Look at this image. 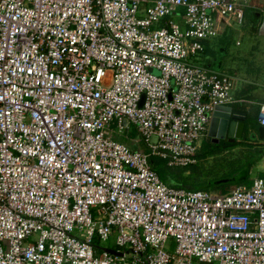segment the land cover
<instances>
[{"label": "built area", "instance_id": "2783aa9c", "mask_svg": "<svg viewBox=\"0 0 264 264\" xmlns=\"http://www.w3.org/2000/svg\"><path fill=\"white\" fill-rule=\"evenodd\" d=\"M247 7L0 0V264H264V177L187 190L152 162L195 165L216 107L243 102L193 58ZM132 128L144 151L117 140Z\"/></svg>", "mask_w": 264, "mask_h": 264}, {"label": "crops", "instance_id": "0c3cea01", "mask_svg": "<svg viewBox=\"0 0 264 264\" xmlns=\"http://www.w3.org/2000/svg\"><path fill=\"white\" fill-rule=\"evenodd\" d=\"M245 20L244 29L236 31L235 48L232 47L233 29L228 28L223 31L215 46H212V43L206 44L203 57V66L207 69L224 72L237 80L233 95L243 102L231 107L247 112L249 125L245 137L232 145L235 150L243 147L244 143L264 147V141L260 139L258 131L261 127L258 120L259 111L264 105V0H249V7L245 11ZM132 131L134 130L126 134L128 141ZM251 136L256 138L253 139ZM223 141L232 144L227 139L217 143L216 139L210 137L209 127L207 135L199 142L200 150L202 151L206 142L216 145ZM129 143L133 150L144 151V148L140 147L141 141L137 134L132 137V141ZM259 163L260 165L255 167L258 170L256 169L254 178L264 177V156L259 160ZM197 165L196 163L193 166ZM186 174L190 173L186 172ZM200 188L202 187L193 189L201 190Z\"/></svg>", "mask_w": 264, "mask_h": 264}, {"label": "rangeland", "instance_id": "374dc122", "mask_svg": "<svg viewBox=\"0 0 264 264\" xmlns=\"http://www.w3.org/2000/svg\"><path fill=\"white\" fill-rule=\"evenodd\" d=\"M177 23L184 32L186 27L181 17L177 19ZM244 26L245 23L241 26L235 25L232 27V32L234 33L233 48H235V41L237 40L236 31H241ZM219 38L205 42V47L209 43L215 46ZM204 53L194 57V61L204 65ZM132 130L134 129L132 128ZM136 134L138 136L136 130L132 131L129 141L124 135L118 136L117 140L130 145L131 143L129 142L132 141V137ZM244 144L243 147L235 150L232 145L225 141L216 145L206 142L202 151L200 150L201 144H199L198 165L188 168L169 167L166 161L156 157L152 158V162H154V169L159 173L162 181L171 186L187 190H195L193 188L201 186V190L206 189L215 193H227L233 191L239 185L251 186L256 175L257 168L255 167L260 165L259 160L264 156V147ZM140 147L145 150L143 142H141ZM186 172L190 174H186ZM115 242V237H112L106 243H100V247L114 250L116 249ZM174 249L175 242L172 241L171 251H174Z\"/></svg>", "mask_w": 264, "mask_h": 264}, {"label": "water", "instance_id": "95a60500", "mask_svg": "<svg viewBox=\"0 0 264 264\" xmlns=\"http://www.w3.org/2000/svg\"><path fill=\"white\" fill-rule=\"evenodd\" d=\"M247 116V112L234 109L231 106L216 107L210 126V137L216 139L217 143L225 139L232 144L242 140L248 130ZM258 131L260 139L264 141V127H259ZM251 138L255 139L256 137L251 136ZM110 252L116 254L114 250H110Z\"/></svg>", "mask_w": 264, "mask_h": 264}, {"label": "trees", "instance_id": "16d2710c", "mask_svg": "<svg viewBox=\"0 0 264 264\" xmlns=\"http://www.w3.org/2000/svg\"><path fill=\"white\" fill-rule=\"evenodd\" d=\"M231 145H233V144H231ZM153 168H154V162H153ZM156 170V169H155Z\"/></svg>", "mask_w": 264, "mask_h": 264}]
</instances>
